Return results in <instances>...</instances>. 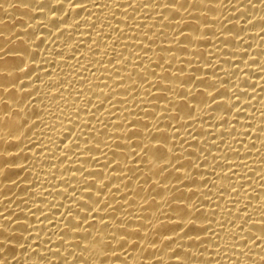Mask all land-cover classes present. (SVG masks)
I'll return each mask as SVG.
<instances>
[{"label": "bare ground", "instance_id": "1", "mask_svg": "<svg viewBox=\"0 0 264 264\" xmlns=\"http://www.w3.org/2000/svg\"><path fill=\"white\" fill-rule=\"evenodd\" d=\"M0 264H264V0H0Z\"/></svg>", "mask_w": 264, "mask_h": 264}]
</instances>
